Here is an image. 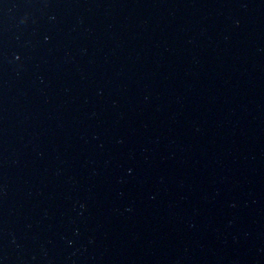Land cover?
I'll use <instances>...</instances> for the list:
<instances>
[{
    "label": "water",
    "instance_id": "water-1",
    "mask_svg": "<svg viewBox=\"0 0 264 264\" xmlns=\"http://www.w3.org/2000/svg\"><path fill=\"white\" fill-rule=\"evenodd\" d=\"M0 264H264V0H0Z\"/></svg>",
    "mask_w": 264,
    "mask_h": 264
}]
</instances>
